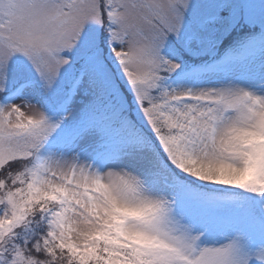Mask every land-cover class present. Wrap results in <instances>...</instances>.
Instances as JSON below:
<instances>
[{
  "label": "snow or ice",
  "instance_id": "1",
  "mask_svg": "<svg viewBox=\"0 0 264 264\" xmlns=\"http://www.w3.org/2000/svg\"><path fill=\"white\" fill-rule=\"evenodd\" d=\"M0 264H264V0H0Z\"/></svg>",
  "mask_w": 264,
  "mask_h": 264
}]
</instances>
